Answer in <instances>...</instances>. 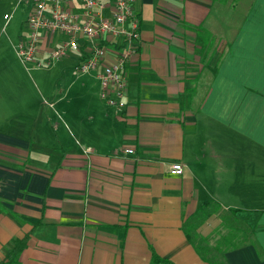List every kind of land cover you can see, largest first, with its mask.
<instances>
[{
  "label": "crops",
  "instance_id": "obj_1",
  "mask_svg": "<svg viewBox=\"0 0 264 264\" xmlns=\"http://www.w3.org/2000/svg\"><path fill=\"white\" fill-rule=\"evenodd\" d=\"M135 8L124 108L71 51L47 107L6 119L42 132L0 128V264L16 241V264H264V0Z\"/></svg>",
  "mask_w": 264,
  "mask_h": 264
},
{
  "label": "built area",
  "instance_id": "obj_2",
  "mask_svg": "<svg viewBox=\"0 0 264 264\" xmlns=\"http://www.w3.org/2000/svg\"><path fill=\"white\" fill-rule=\"evenodd\" d=\"M31 4L25 34L17 45V54L26 67H51L71 51L82 55L74 66L76 76L97 74L102 84L101 97L122 109L125 107L128 83L126 65L137 52L141 34L137 0H18ZM108 12V14H107ZM58 44L50 47L49 58L42 60V42ZM116 58L109 61L113 46ZM113 93L115 98H111ZM129 152L133 150L129 149ZM182 163H173L171 172L183 173Z\"/></svg>",
  "mask_w": 264,
  "mask_h": 264
},
{
  "label": "rangeland",
  "instance_id": "obj_3",
  "mask_svg": "<svg viewBox=\"0 0 264 264\" xmlns=\"http://www.w3.org/2000/svg\"><path fill=\"white\" fill-rule=\"evenodd\" d=\"M31 4L26 1L19 3L18 0H0V82L1 87L7 89L2 93L0 112H4V121L0 125L5 132H14L34 127L42 132V124H23L17 121L8 122L7 118L14 120L25 119L29 113L39 112L38 108L44 109L51 96L45 94L44 86L58 89V76L62 64L56 67H37L33 64L25 66L17 54V45L21 36L25 34V22L29 16ZM69 82L75 81L76 86L89 83L87 76L80 79L68 78ZM35 105V106H32ZM53 132V129L50 130Z\"/></svg>",
  "mask_w": 264,
  "mask_h": 264
},
{
  "label": "trees",
  "instance_id": "obj_4",
  "mask_svg": "<svg viewBox=\"0 0 264 264\" xmlns=\"http://www.w3.org/2000/svg\"><path fill=\"white\" fill-rule=\"evenodd\" d=\"M23 247H24L23 241H16L15 247L9 252L3 264H16L18 262V257ZM156 261H161V260L159 258H156Z\"/></svg>",
  "mask_w": 264,
  "mask_h": 264
}]
</instances>
